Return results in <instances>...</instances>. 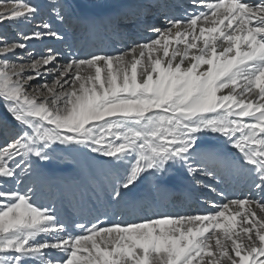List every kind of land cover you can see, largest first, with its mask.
Here are the masks:
<instances>
[{
  "label": "snow or ice",
  "instance_id": "obj_1",
  "mask_svg": "<svg viewBox=\"0 0 264 264\" xmlns=\"http://www.w3.org/2000/svg\"><path fill=\"white\" fill-rule=\"evenodd\" d=\"M49 7L62 21L69 6ZM41 9L37 0H0V26L18 28L12 40L0 33V103L14 129L0 142V264H264V0H198L197 10L151 26L145 42L64 63L50 47L28 51L31 41L64 39ZM173 41L183 48L170 51ZM18 50L27 63L10 62ZM60 145L105 158L117 171L115 202L173 169L213 179L234 169L249 192L229 198L212 188L224 201L210 200L214 211L203 214L66 221L33 187H7Z\"/></svg>",
  "mask_w": 264,
  "mask_h": 264
},
{
  "label": "bare ground",
  "instance_id": "obj_2",
  "mask_svg": "<svg viewBox=\"0 0 264 264\" xmlns=\"http://www.w3.org/2000/svg\"><path fill=\"white\" fill-rule=\"evenodd\" d=\"M41 1L43 20L52 26L55 25L56 9L51 10L49 7L55 0ZM66 2L69 7L65 18L59 20L58 29L53 26V30L59 31L64 39L61 41L45 38L42 42H29L40 52H44L42 49L45 46L59 51L62 54L61 63L69 56L83 57L89 53L118 54L134 42H145L152 38L154 34L149 28L165 27L166 17L182 18L185 9L192 12L198 7V0L195 5L193 0H66ZM47 14L49 18H45ZM82 17H86V20L84 21ZM99 24L103 27L102 34L95 32ZM25 30L31 31L30 28ZM72 35L77 37L75 42L76 44L80 42L78 45H70ZM172 47L183 48V45H177L173 41L170 51ZM154 55H162V52ZM15 59L22 58L15 56ZM140 70L138 68V73ZM227 91L224 90L218 95ZM256 91L258 90L254 89V92ZM2 114L4 112L0 109V120ZM12 121L5 124L0 121L2 132L0 142L4 135H11L14 131ZM209 140L216 141V137L210 136ZM229 149L230 146L223 143H219L216 148L226 156L230 155ZM52 157L51 162H39L29 179L22 180L20 185L9 184L7 187H19L21 191L26 190V186L33 187L38 193L37 200L39 195L44 193V198L47 200L49 197L51 203L56 200L55 209L66 221L87 222L99 217L102 225L107 226L116 222H139L159 214H203L214 211L210 200L217 204L224 201V197L211 191L212 188H217L218 191L222 189L229 198L249 192L247 177L234 169L222 170L215 179L204 175L193 177L187 174L186 169L181 171L173 169L166 181L145 177L130 191L123 190L122 198L115 202L109 199L108 192L117 171L105 162V158L96 156L87 149L69 148L65 145L56 146ZM151 198L155 200L154 207L149 203ZM256 198L259 199V196Z\"/></svg>",
  "mask_w": 264,
  "mask_h": 264
},
{
  "label": "rangeland",
  "instance_id": "obj_3",
  "mask_svg": "<svg viewBox=\"0 0 264 264\" xmlns=\"http://www.w3.org/2000/svg\"><path fill=\"white\" fill-rule=\"evenodd\" d=\"M37 2H39L40 4H43L41 0H37ZM50 9L53 10L52 8H50ZM51 15H52V13H51ZM47 17L49 18L48 14L45 16V18H47ZM55 17H56V15H55ZM85 18L86 17H82V19H84V21L86 20ZM59 20L60 19L56 18V21H55V25L56 26L53 24V26L56 27L57 29H58L57 25L60 24ZM71 22H72V20H71ZM5 24H7V23H5ZM5 24L3 26H0V33H3L4 36H7L9 40L15 39L16 35H17V31H18L17 26L14 27V25L7 24V28H5ZM12 27H14V28L12 29ZM102 31H103V27L99 24V26L96 27L95 32H98L96 34H102ZM76 40H77V37L75 35L74 36L72 35V40H71V44L70 45L72 46L73 44H76V42H75ZM79 43L80 42H77L76 45H78ZM34 48H35L34 45H30V44L28 45V51H34V52L37 51V53H42V52H40V51H38L37 49H34ZM47 48H49V47L45 46V48H43L42 50L44 52H46ZM16 56L17 57L21 56L22 59L17 60V59H15V56H10L9 57L10 62H15V63H20V62L27 63L28 62L27 53L18 51ZM33 83L35 84L36 82H33ZM0 109L2 110V112H4V114L1 115V120H0L2 124H5L6 122H9L10 120H12V117L6 111V108H5V106L2 103H0ZM0 133H2L1 130H0ZM37 201L40 204L47 205V206H52L54 208L57 206L56 200L53 203H51L52 200L49 199V197H48L47 200L44 198V193L42 195H39V200H37ZM149 203L153 207L156 206L155 200L153 198L149 199ZM157 208H158V206H157ZM112 222H114V221H112Z\"/></svg>",
  "mask_w": 264,
  "mask_h": 264
}]
</instances>
